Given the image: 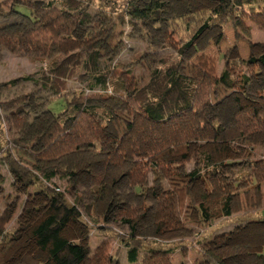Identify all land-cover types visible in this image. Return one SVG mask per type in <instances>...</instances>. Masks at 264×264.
I'll return each mask as SVG.
<instances>
[{"label":"rangeland","instance_id":"1","mask_svg":"<svg viewBox=\"0 0 264 264\" xmlns=\"http://www.w3.org/2000/svg\"><path fill=\"white\" fill-rule=\"evenodd\" d=\"M25 1L28 0H0V34L17 38L34 28L28 17L13 8L16 2ZM55 1L57 7L64 5L61 0ZM127 1L95 0L90 8L92 19L83 26L80 35L83 36L85 29L98 21V13L110 11L104 10L103 5H107L109 9L112 7L111 2H115L118 7ZM159 1L164 4L162 15L165 19L208 11L219 6L218 0ZM126 19L129 21L119 22L110 37L90 48L84 46L81 52L83 58H86L91 51H98L100 63L110 64L123 73L130 71L138 78L140 85H144L162 59H178L177 48L182 44V39L173 35L178 46L169 48L165 33L171 32V28L166 20L148 18L143 21L134 17ZM244 24L247 30L240 29V38L236 37L231 21L222 27L207 30L189 48L183 73H191L192 63L200 55L217 60L218 75L229 67L224 55H229V63L247 60L251 55H262L264 27L250 19ZM59 56L61 55L56 48L51 49L44 57L36 58L23 53L14 54L0 45V102L6 103L27 96L25 102L20 103L22 111H18L19 104L0 107V147L8 145L13 157L38 179L36 184L30 185L17 182L10 172L6 153L0 152V212L6 208L11 209V218L5 232L11 247L3 264H17L25 255H37L40 251L33 231L50 213L47 188L63 193L70 204L77 205L80 216L68 223L64 236L83 244L91 258L97 247L107 242L109 253L119 254L118 264H127V248L118 237L131 234L126 218H139L136 235L144 238L151 246L173 249L170 256L174 264H197L203 251L214 252L224 258L227 264H264V184L259 189L244 190L234 196L230 215L226 216L223 202L210 196L204 189V182L194 179L192 174L200 172L202 176H207L215 167L229 178L246 174L252 169L251 162L254 159L264 157V134L225 145L195 142L190 148L191 159L174 165L172 177L156 175L149 167L144 182L136 185L128 175L135 160L126 162L121 168L109 166L104 169L100 164L104 155L93 146L84 147L54 161H39L35 154L41 147L33 139L51 122L50 109L59 113L67 109L66 101L74 97L105 92L84 72L81 77L68 82L62 96H54L50 89L24 78L38 77L39 71L46 68V62ZM242 67L244 72H250L247 65ZM253 70H256L257 75H252L248 85L249 95H239V102L235 100L237 94L232 95L224 86L217 89L212 104L207 108L211 122L230 126V122L224 120L228 107L237 108L239 104L260 102L256 93L264 88V71L260 63ZM90 104L98 107L95 115L109 131L116 135L124 133L131 118L122 105H113L110 109L108 102L94 101ZM13 113L17 114L18 122L14 120ZM14 139H18L25 147L12 144ZM51 170L58 172V175L49 179L44 175ZM100 174L105 175L103 181L107 193L103 198L97 199L93 191V177ZM183 186H189L192 193L187 200L183 228L160 235L155 224L158 204L156 192ZM221 234H229V238L225 244L219 245L215 243V238ZM145 253V250L140 253V259Z\"/></svg>","mask_w":264,"mask_h":264},{"label":"trees","instance_id":"2","mask_svg":"<svg viewBox=\"0 0 264 264\" xmlns=\"http://www.w3.org/2000/svg\"><path fill=\"white\" fill-rule=\"evenodd\" d=\"M61 1L64 2L61 8L57 7L55 0L16 2L13 8L28 17L34 28L17 38L0 34V45L14 54L23 53L36 58H42L56 48L61 56L49 62L44 60L46 68L39 71L38 77H24L50 89L54 96H62L68 82L81 77L82 72L94 79L105 92L74 97L66 101L67 109L59 113L50 109L51 122L33 139L41 147L35 154L39 161H54L84 147L93 146L104 155L100 160L104 169L109 166L121 168L126 162L135 160L128 175L136 185L144 182L149 167L156 175L172 177L174 165L191 159L190 148L195 142L225 145L264 134V88L256 93L260 102L227 108L224 120L230 122V126L213 123L207 115V108L212 104V98L220 86L230 90L232 95L237 94V102L240 101L239 95L248 97L252 75H257L253 67L260 63L264 71V53L259 57L251 55L247 60L230 63L229 55H224L229 67L220 75L217 73V60L200 55L192 63L191 73H183L189 48L207 30L222 27L231 21L236 37L240 38V29L247 30L244 24L247 19L264 27V0H218L217 8L169 19L163 17L164 4L159 0H128L118 7L115 2H111L112 7L109 9L107 5L102 6L104 10L110 11L98 13V21L85 29L83 36L79 32L92 19L90 8L95 0ZM126 17L143 21L148 18L166 20L171 28V32L165 33L169 48L178 46L173 35L182 39V44L177 48L178 59H162L144 85H140L138 78L130 71L123 73L110 64L100 63L98 51H91L86 58H83L81 52L84 46L90 48L110 37L119 22L129 21ZM244 65L250 67V72L243 71ZM26 98L24 95L6 103L0 102V107L19 104L18 111H22L20 103L25 102ZM94 101L108 102L110 109L113 105L124 107L131 119L122 135L112 133L97 119L95 110L98 107L90 104ZM104 110L107 112V109ZM13 118L19 121L16 113H13ZM11 143L25 147L18 139ZM0 152L6 153L10 172L17 182L26 185L37 183L38 179L33 172L13 157L8 145L0 147ZM251 165L250 171L235 178L223 175L218 167L209 171L207 176H202L200 172L192 174L194 179L204 182V189L210 196L223 202L224 214L229 216L234 196L244 190L259 189L264 184V157L254 159ZM57 175L58 172L51 170L44 176L51 179ZM104 177V174L93 177V191L97 199L107 193ZM46 193L50 213L33 231L40 251L37 255H25L17 264H118L119 254L109 253L107 242L101 243L91 258L83 244L64 236L68 223L79 218L80 210L57 190L47 188ZM191 196L189 186L156 192L158 204L155 224L158 234L183 228L184 212ZM10 218V208L0 212V264L5 262L11 247L5 237ZM138 221L139 218H126L131 234L118 237L127 248V264H174L170 256L173 249L151 246L144 238L136 235ZM228 235L216 236L215 243L225 244ZM143 250L146 253L140 259ZM197 264L227 263L214 252L203 251Z\"/></svg>","mask_w":264,"mask_h":264}]
</instances>
